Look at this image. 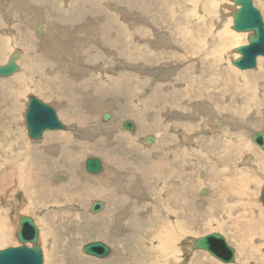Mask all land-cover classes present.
I'll return each mask as SVG.
<instances>
[{
	"label": "rangeland",
	"instance_id": "374dc122",
	"mask_svg": "<svg viewBox=\"0 0 264 264\" xmlns=\"http://www.w3.org/2000/svg\"><path fill=\"white\" fill-rule=\"evenodd\" d=\"M71 1L73 2V0H0V21H2L0 22V36L5 39L7 37L9 39V35H11V38L13 37V40L8 42L9 51L5 49L3 53L0 52V65L6 64L12 53H18L17 63L19 65V70L14 74L0 76V117L3 119L16 117L18 121L8 126L13 132L0 130V156H8L5 164H3L4 166L2 165L6 169L1 167L0 172L8 170V178L17 172H21V161L15 159V154L14 156L11 155L17 147H20V150L32 151V148L40 146L41 156L46 158L47 161L67 159L69 157L66 155H73L75 156L74 161H76L75 166L79 167V171L74 172V177L69 180L63 171L61 173L57 171L65 167L62 165V161L49 164L46 167V174L43 176L46 183L49 180V188L68 184L69 181L75 184L77 178H84L85 175L88 178L93 177L86 172L84 166L85 160L90 156L101 158L106 168L110 170L111 163L100 153L102 147L106 146L103 150L106 155L109 151H115L118 157H120L121 151L126 155L128 153V156H132L137 152L143 160L141 161L142 165L145 164V168L155 174L156 164L170 161L165 154V148L162 147V142L167 138L168 127H173L174 130H169V133L171 136L177 137L176 141L181 146L179 151H183L186 155L184 159H171V166L165 170L166 177L163 181H159L157 177H147L148 179L141 182L137 179L139 178L138 175L134 179H130L131 185H129V179L125 178L127 179L126 184L129 191L125 188L122 189L123 193H120L118 190L117 197L114 198L111 195L112 198L108 200L109 204L117 202L115 210L118 207L121 208L115 227L109 229V231L104 228L103 220H94L95 225L87 223L84 225L83 223L84 218H87V216L94 217L93 215L96 214V212L90 210L94 201L98 200L104 203V207L100 212L98 211L99 213L105 209L106 201L104 199H90L85 200L84 204H78L80 198H74L73 203L63 200L53 201L54 196L62 197L60 194L53 193L52 199L42 197V199L36 200V205L34 203L35 199L29 197L25 189L20 188L21 184L16 182L17 179H14L10 185L5 187L4 192L1 193L0 191V213L2 214L0 231L9 233V240L0 244V250L19 244L17 239L18 218L26 214V216L34 219L37 226H40L39 239L43 264H90L97 262H100L98 264H105L103 261L113 255L116 246H118L117 253L119 255L123 251L122 244L128 250L130 243L127 245L125 240L122 241L123 239L121 240L122 237H120L126 233L125 230L116 229L119 224L122 227L124 226L125 229H129L125 226L126 222H124L127 218V210L132 209L131 212L136 210L140 218L143 219L147 217L144 210L149 209L148 215L152 216V228L149 230L153 232L161 229L165 230V224L162 221L165 216L169 221L175 220L173 223L169 222V226L172 229L174 228L173 232L175 231L178 240L176 259L172 256L173 252L168 249L165 251L166 254L163 259L155 264H166V262L169 264H264V259L261 258V256H264V235L259 233L260 231L253 230L254 225L244 226V229L248 233L252 230L250 234L251 243L255 250L250 253L243 251L248 233L239 231L236 217L240 216V211L244 210L237 199L239 192L233 190L232 196L229 189L231 185L237 189L243 182L245 188L257 193L253 201L264 209V204L260 198L264 185V164H259L257 160V158H264V148H260L252 140V133L255 129L264 130V57L258 58L256 68L241 70L233 65L231 60L237 58L235 57V55H238L235 51L236 45L246 44L248 37H243L246 40L241 44L230 42L237 39L242 40V38L236 37V33H240V31L232 28L233 22L230 26L227 25L230 27L227 32L229 35L227 38L230 41H227L225 46L219 42L212 32L217 25H222L225 28L226 24L222 23L224 21L226 23L228 19L233 20V13L236 10L234 1L214 0L221 4L222 10L220 11L219 7L215 6L213 13H210L206 7L203 8L205 13L193 9L192 7L198 6V2L195 0H138L139 6L137 8L125 4V0H80L75 4H71ZM201 1L206 6V1ZM254 4L260 10L264 19V0H254ZM143 8L144 12L142 13ZM156 15L160 19H156ZM161 15L163 16L161 17ZM174 15L178 17L180 22L173 18ZM108 16L116 17V22L120 24L119 31H124V26L132 31L143 30L144 26H148L158 30L151 32L153 35L168 34L171 43L178 49H167V45L162 43L160 37H156L152 47L148 44L149 52L153 54L152 66L158 65L157 60H161L163 65L157 69H148L149 66L144 68L140 64L132 71H125L122 77L126 83L120 84V87L116 85L107 87L91 82L90 86L84 87V91H79V93L84 92V96L78 94L75 98L77 107L84 111L85 115L78 116L74 114L71 116L66 102L67 99L64 96L52 100L49 92L35 89L34 85L44 84L42 77H51L50 79L53 78L56 84L59 82L58 79L63 78L66 74L72 77L74 73L68 65L72 64V61L68 62L71 59H79V61L84 62L82 67L86 77L98 72L101 75L100 78L107 77L115 80L117 71L121 69L131 70L130 67L125 68L116 65L117 62L110 58L109 49L112 52L116 50L105 44L98 34V29L101 24L107 21ZM143 16H149L150 19L147 17L144 19ZM78 18L83 21L79 23ZM153 19H156V22H153ZM111 22L113 21L111 20ZM39 26L42 28L43 35H40L37 30ZM191 29L196 30L195 35L201 40V52H192L190 45L182 42L181 33ZM19 30H21L23 36L18 41L15 40V36ZM243 33L248 35L247 32ZM84 46L90 48L88 55L91 59L80 53L81 50L84 52ZM225 47L233 52L231 54L227 52L230 57L229 55L222 56V53L226 54ZM168 50H172L170 54L167 53ZM186 50L191 51L189 54L193 56H187ZM197 53L199 54L195 58ZM167 55L177 56L175 59L177 60L176 64L169 65L166 63ZM180 55H183L182 59ZM204 56L211 58V63L215 64L214 68H217L215 66L224 59L229 74H231L230 78L233 81H238L240 73H251L252 76L244 75L243 83H241L243 93L232 91L229 94L226 93L225 96V92L222 91L226 88L225 83L217 84V81L223 80L227 76L216 72L215 69L211 86L208 87L200 81L202 70L205 68L204 64L201 63L200 69L196 68L190 71V74L197 79L196 92L200 95L198 98L201 101H186L185 103L182 100L181 109L177 110L175 101L181 98L186 88V82L183 79L185 74L183 73L191 63L190 61H198L199 57ZM159 57L162 59H158ZM117 58L122 57L118 56ZM200 62H204L202 58H200ZM217 70L222 71L220 68H217ZM146 71L149 73L148 76L144 74ZM132 74L133 79L129 82L128 78H131ZM49 81L47 80L45 84ZM54 84H50V87ZM18 87L24 91L22 94L17 95V99H14L12 92ZM208 90L210 97H214L213 100L209 99ZM130 91H132V95L128 96L129 101L139 105L145 111V115L153 110L154 115L159 117L154 119L159 122L161 120L162 126L152 122H140L144 131L141 132L140 136H131V134L135 135L139 128L137 120L140 117V112L129 111L126 105L123 104V98L127 97L125 94ZM30 95H35L52 105L57 110L59 119L66 128L47 130L41 139H32L28 135L25 123V112ZM228 96L231 97L230 100L226 99ZM226 100L229 103L226 109L215 108L216 104L223 106ZM189 103H194V106ZM4 104L5 108H2ZM183 109L187 111H183ZM16 112L19 115L16 116ZM105 112L112 113V117L108 121H103ZM1 118L0 120H2ZM215 118L221 122L220 126L216 124ZM10 119H8L9 122ZM127 119L138 125L135 132L123 127V122ZM229 120H238L239 125L229 122ZM108 123H110L109 126H107ZM92 128H96V130H92ZM88 129L95 132L88 133ZM148 129L150 130L148 131ZM60 131L70 134L72 142H69L71 144L67 142L64 145L63 141L55 136L59 135ZM101 136H104L105 139L100 138ZM149 136L156 137L153 144V141L147 142ZM190 136L192 139H189ZM215 137L220 139L219 142L222 144L218 143ZM134 139H136L134 143L136 149L134 147L135 152H132V150H128V146ZM180 139L183 140L180 141ZM88 141L90 142V149L85 147V143ZM101 141L105 143L102 144ZM206 143L214 148H209ZM30 145H32V148ZM241 147L244 149V154L236 152ZM226 148L230 151L227 157L223 155L227 154ZM126 158L128 159L127 156ZM229 161L233 162L229 163ZM158 165H156V168L159 167ZM178 170L182 171L181 175L177 174ZM55 171L59 176L55 174ZM104 173L105 171L94 176L103 177ZM124 173L120 172L117 175L120 177ZM60 174L65 178L60 180ZM181 176L185 177V180L183 178L179 179ZM143 183L144 187L142 188ZM178 185H183V189H178L177 187H180ZM24 186L26 187V185ZM184 189H187V191ZM189 189L191 191H188ZM63 191L64 189L60 192ZM177 191L182 193L184 199L188 192L193 194L194 201H191L193 203L191 211L187 207L181 209L175 207ZM66 192L67 194L71 193L69 189ZM216 193H220V195L216 196ZM75 199H77V202ZM29 202H33L35 205L33 212H25L21 206L22 203ZM209 205L212 207V211L203 213V209ZM146 206H150V208ZM215 206H218L217 211ZM175 209L176 211L179 210L180 213H175ZM115 210H113L114 214L116 213ZM26 211L28 210L26 209ZM192 211L195 213V219H193ZM89 212L92 214L89 215ZM188 216L192 219L191 222L189 221L190 223H187ZM36 217L38 220H36ZM97 222L98 224H96ZM129 225H131V220ZM179 225L184 230L187 228L188 231H182L178 227ZM259 226L264 230V222H260ZM211 231L224 235L228 243L235 249L234 262L223 263L203 249L188 252L187 248L191 241L211 233ZM141 233L143 234V231ZM99 236H103L107 240L96 238ZM146 237H148L147 234ZM130 239L132 238L130 237ZM93 241H103L108 244L112 249L110 255L104 259L89 256L83 247ZM134 247L136 248V244L132 239L131 249L128 251L130 255L128 254L127 258L135 256ZM117 260L116 257L115 261ZM132 263L126 262L125 264Z\"/></svg>",
	"mask_w": 264,
	"mask_h": 264
},
{
	"label": "bare ground",
	"instance_id": "6f19581e",
	"mask_svg": "<svg viewBox=\"0 0 264 264\" xmlns=\"http://www.w3.org/2000/svg\"><path fill=\"white\" fill-rule=\"evenodd\" d=\"M79 1L80 0H75V1L73 0V2L71 1L72 2L71 4H75V3L79 2ZM195 1L198 2V6L199 7L197 6V7H192V8L197 10V11H199V12L205 13L203 8L206 7L210 13H213L215 6L219 7L220 11L222 10L221 4L219 2L214 1V0H205L206 1V6H204L203 1H201V0H195ZM125 4L130 5L133 8H137L139 6L138 0H125ZM141 11L143 13L144 12V8ZM162 16L163 15H161V17ZM145 17L150 19L149 16H143L144 19H145ZM173 18L175 20H177V22H180L178 17H176L175 15L173 16ZM217 18H218V15H217ZM156 19H160V17H157V15H156ZM156 19H153V22H156ZM111 20L113 22H111ZM82 21L83 20L81 18H78V22L79 23H81ZM0 22H2V21H0ZM232 22H233V20L230 21L228 19L226 21V23H225V21L222 23V24H226L225 28H223L222 25H217V27H215V30L212 31L213 35H215L218 38L219 42L222 45H224V46L226 45L227 41H230L227 38L229 36L227 32H228V29L230 27H228L227 25L230 26V24ZM119 29H120V24L116 22V17L112 18V17L108 16L107 17V21L105 23L101 24V27L98 29V34L100 35L102 41L105 44H107L108 46H110L111 48L116 50V51L112 52L108 48L110 53H111V57L110 58L114 59L115 62H117V64L116 63L115 64L119 65V66H123L125 68L130 67L131 70H127V69H123L122 70L121 69V70L117 71V75H116L115 80L107 78V77L106 78H100L101 75L98 74V72H95L94 74L90 75L89 77H86V74L84 72V68L82 67V66H84V62L79 61V59H71L68 62L72 61V64H68V65H69L70 69L74 73L72 75V77L69 74H66L63 78L58 79L59 82L57 84L53 81V78L50 79L51 77H42L43 80H44V82H43L44 84H41V85L39 83L35 84L34 85L35 89L45 90L46 92H49L50 96L52 97V100H56L57 98L64 96L67 99L66 102H67V105H68V108H69L70 115L73 116L74 114H76L78 116H84L85 113H84V111L80 110L77 107V105L75 103V98L78 96V94H79V96H82V97L84 96V92L79 93V91L80 90L84 91V87L85 86H87V85L90 86L91 82H96V83H99L100 85H104V86H107V87L111 86V85H114V86L116 85V86L120 87V84L126 83L125 79L122 77V75L125 73V71H132L133 68L137 67L140 64L142 66H144V68H148V66H149L148 69H151V68L157 69L159 66L163 65V62L161 60H157L158 65L157 66H152L151 60L153 58V54L149 52L148 44L152 47L156 37L157 38L160 37L162 43L164 45H167L166 46L167 49H176L177 48L175 45H173L171 43L168 34H161L160 36L151 34V32L158 31L157 29H154L152 27L144 26L143 30L132 31V30H129L126 26H124L123 30L125 32L124 31H119ZM131 32H133V33H131ZM195 33H196V30H194V29L185 30V31H183L181 33L182 42L185 43V44L190 45L191 50L194 53L200 51V49H201V40L199 38H197ZM7 34L9 35V32ZM43 34L44 33H42V35ZM236 34H237L236 37L242 38V40L239 41V39H237L235 41H230V42H233V43H236V44H241V42L246 40L243 37H246V36L248 37V35H249L248 32H247L248 35H246V33H243V32L236 33ZM10 36L11 35H9V39H8V37L5 39L4 37L0 36V52L1 53H3L5 51V49L8 50V45H9L8 42L10 40H13V37L11 38ZM22 36L23 35L21 34V30H19V32L15 36V40L17 39L19 41V39L22 38ZM237 47H238V45H236V48ZM228 49L229 48L225 47L224 51H225L226 54L224 55V53H222L223 57H226L227 55H229L227 52H230V54L233 53V52L230 51V49L228 51ZM83 50H84V52L81 50L80 53L82 55H84V54L87 55V58L91 59L90 55H88V52L90 51V48L88 46H84ZM171 51L168 50L167 53L170 54ZM185 52H186L187 56L188 55L190 57L193 56V55L189 54V52H191V51L186 50ZM199 53H197L195 55V58H196V56H198ZM12 55H14V53H12ZM118 56H121L123 59L122 58H120V59L117 58ZM180 56H181V59H182L183 55H180ZM229 57H230V55H229ZM235 57L238 58L239 57V53H238V55H235ZM259 57H261V56H259ZM176 58H177V56H173L172 57V56L167 55L166 63H168L169 65L176 64V61H177V60H175ZM200 58H202V60L204 62H200ZM231 58H232V56H231ZM158 59H162V58L159 57ZM190 62L191 63L189 64V66H187L188 68L186 67V70L183 73V74H185L183 79L186 82L185 83L186 84L185 93L181 96V98L179 100L175 101V104L177 106V110L181 109L183 101H185V103H186V101H188V102H193V101L200 102L201 101V99L198 98L200 95L196 92L197 79L195 78V76L190 74V71L192 69H196V68L200 69L201 68V66H200L201 63H203L204 66H205V68L202 70V73H201V78H200L201 82H204L208 87H210L211 83H212V76L215 73V69H216V72H218V73H220V74H222L224 76H227V77H224L223 80H218L217 81V84H224L225 83V87L226 88L222 89V91L225 92V96H226V93L229 94L232 91L243 93V87L241 86V83H243V78H244V75L246 73H240L238 81L231 80V78H230L231 74H229V70L227 69V66H226V64L224 62V59L222 61H220L215 66L217 68H220L222 70L221 72H219L217 70V68H214L215 64L211 63V58L210 57H206V56L199 57L198 61L194 60V61H190ZM162 68H164V67H162ZM144 74L146 76L149 75L148 71H146ZM246 75L252 76L251 73H247ZM125 76H128V75H125ZM128 79L130 80L129 82H131L132 79H133V74L131 75V78H128ZM47 80H50V81L47 84H45ZM246 81L249 82L250 80H246ZM50 84H54V85L52 87H50ZM121 89L123 90L124 88H121ZM23 91L24 90L19 88V87L16 90H13L12 94L14 95V99H17L18 98L17 95L18 94H22ZM208 94H209V90H208ZM118 95L120 96L119 93H118ZM125 95L127 96L126 98H123L124 95L121 96V97L124 99L123 104L126 105L127 110L140 112L139 119L138 120L136 119L137 122H138L139 128L137 127L138 130H137L136 134L135 135L131 134V136H133V137H136L138 135L140 136L141 132L144 131L141 128L140 122L141 123L152 122V123L158 124L159 126L160 125L162 126V124L160 123L161 120L159 122V121H156V119H154V118H159V117L154 115V111L153 110L149 114L145 115V111L142 110V108L139 105H135V104H133V103H131L129 101L128 96L132 95V91L128 92V94L126 93ZM232 97H234V96H232ZM213 98L214 97H210V94H209V99L213 100ZM227 98L230 100L231 97L228 96V97H226V99ZM216 100H217V98H216ZM189 104L194 106V103L193 104L189 103ZM227 106H229V103L226 100V102H225V104L223 106H219V105L216 104L215 108L216 109H220V108L226 109ZM2 108H5V104L2 105ZM183 111H187V110L183 109ZM61 114L63 115V113H61ZM17 115H19V114L16 112V116ZM182 115H183V113H182ZM1 119L3 121L0 120V130H6V131H9V132H13V130L9 129L8 126L10 124H12V123H17L18 122L16 117L15 118H11V119L10 118H6V119L1 118ZM8 119H10L11 121L9 122ZM214 120H216V118ZM222 122H223V120H222ZM229 122H234L235 124L237 123L239 125L238 120H235V121L234 120H229ZM183 124L185 125V123H183ZM109 125H110V123H108L107 126H109ZM138 125L136 124V126H138ZM92 130H96V128H92ZM92 130L88 129V133L95 132V131H92ZM149 130L150 129H148V131ZM169 130L171 131V130H174V129H173V127H168V129H167V138L164 139V142H162V145H163L162 147H163V149L165 148V150H166L165 154L169 157L170 161H168V162L164 161L163 163H160L159 165L156 164L159 167L156 168L157 166L155 165V174H152L148 168H145V166H144L145 164L142 165L141 161H143V160H142V158L140 156H138L137 152H136V154H134L132 156L130 154H129L130 156H128V153L126 155L125 153H123L121 151V153H120L121 159H119L120 157H118V155H117V153L115 151H113V152L109 151V152H107V155H106V152L103 151L106 146H103L101 151H100V153H102V155L111 163L112 167L110 168V170H108L106 168V166H105V170H104L105 171V173H104L105 175L103 177H95L94 175H92L93 177L88 178L85 175L84 178H80V179L77 178L76 179L77 182H75V184H73V183H71L69 181L68 184L57 185V187H59V188L53 190V192H56L57 194L62 195V197L58 198V197L54 196L53 197V201L54 200L55 201L56 200H63V201H68V202L73 203L74 198H80L81 200L79 199L80 203H78V204H84L87 200H90V199H102V200L104 199L106 201L105 209H103V211L101 213H99L100 211L96 212V214L93 215L94 217H91V216L88 217L87 216V218H84V220H83L84 222L83 223H84V225H85V223H87L89 225H95L93 223L94 220H97V219L98 220H103L104 228H106V230L109 231V229L115 227L116 220H118L117 218H118V216L120 215V212H121L120 211L121 208L118 207V209L115 210V207L117 206L116 205L117 202H114L113 204H109L108 200L112 198L111 195H113L114 198H116L117 194H118V190L120 191V193L121 192L123 193L122 189H125V188L128 189V191H129V187L126 184V180L127 179H129V185H131L130 179H134L138 175H139V178H137V179L141 180V182L144 179H148L147 177H157V178H159V181L160 180L163 181L164 178L166 177V175L164 174L165 170L170 168V166H171V159L172 160H178V158H183V159L185 158L186 153H184L183 151H179L181 146L176 141L177 137L171 136V134L169 133L170 132ZM255 130H258V129H255ZM58 134L59 135H55V136L59 137L63 141L64 145L67 144V142L68 143L72 142V137L70 136V134H67L65 131H63V132L60 131ZM185 136L189 137L188 135H185ZM214 136H217V135H214ZM100 138L105 139L104 136H101ZM189 139H192V137L190 136ZM215 139H216V141L218 143H221V142H219V141H221L220 139H217V137H215ZM155 140H156V137H154V142H155ZM182 140L180 139V141H182ZM135 141H136V139H134L133 141L130 142V144L128 146V150H132V152H135L134 151V147H135L134 143H135ZM231 141H232V139H231ZM154 142H152V144ZM156 142H158V141H156ZM101 143L104 144L105 142L101 141ZM30 147L32 148V145H30ZM85 147L87 149H90L89 148L90 147V142L89 141L85 143ZM208 147L209 148H214L212 145L211 146L208 145ZM197 148H198V145H197ZM123 149H125V148H123ZM135 149H136V147H135ZM40 150H41L40 146L32 148V151L20 150V147H17L16 150L14 151V153H12L11 155L14 156V154H15V159L17 161H21V166H20L21 172L19 173L20 184H21L20 188L25 189L26 194L29 197H31L32 199L37 198V200H38V199H42V197H44V198L50 200V199H52V193L48 190L49 180H48V183H46V179H45V177H43L46 174V167L49 164H55V163H57L59 161H62L63 162L62 165L65 166V167L63 169H59L57 171H60L58 173H61L63 171L64 174L66 175V178H68L69 180H70L71 177L72 178L74 177V172L79 171V167L75 166V162L76 161H74V157L75 156H73V155H66V156L69 157L67 159H56L54 161H47L46 158L41 156ZM207 150H208V148H207ZM210 150H212V149H210ZM225 150H226L227 154H223V155H226V157H227L229 155L230 151L227 148ZM233 152H235V150H233ZM236 152L244 154V149L242 147L238 148ZM125 155L128 157V159L126 158ZM7 157L8 156H6V155L5 156H0V168L4 166L3 164H5V161H6ZM230 158H232V157H230ZM249 160H250V158H249ZM257 160H258L259 164L260 163L264 164L263 163L264 162V158H261V159L257 158ZM147 161H148V159H147ZM230 161H229V163L233 162V161L232 162H230ZM250 163H252V162H250ZM38 164H42V165H38ZM3 168H5V167H3ZM64 170H66V171H64ZM7 172H8V170L0 172V183L6 181L7 179H9L8 176H7ZM42 172H43V175H42ZM120 172H125V173L122 176L119 177L117 174L120 173ZM181 173H182L181 170L177 171V174L181 175ZM227 173H232V172H227ZM55 174H57V172ZM57 175L59 176V174H57ZM16 176H17L16 174L14 175V177H13V175H11L10 178L14 179V178H16ZM231 176L233 178L232 174H231ZM62 178H65V176H61V174H60V180H62ZM125 178H127V179H125ZM181 178H183L185 180V177L181 176L179 179H181ZM54 180H56V179H54ZM54 180H52V181L54 182ZM7 185H9V184L3 185L2 189L0 188L1 193L5 191L4 189H5V187ZM24 185H26V187ZM189 185H190V182H189ZM178 186H180V187H177L178 189H183V185L182 186L178 185ZM245 186H247V185L245 184ZM143 187H144V183L142 184V188ZM62 189H64V191L61 193L60 191ZM68 189L71 191L70 194H67V192H66ZM229 189H230V192H231L230 194L231 195L233 193V190H235V192H239V195L237 196V199H238V202L241 204L242 209L244 210V211H240V216L236 217V221L238 222L239 231H241L242 233H248V231L244 229V226L254 225V229L253 230L260 231L259 233H262L264 235V230L259 226L260 222H264V209H262L258 205V203L255 204L254 201H253V198L254 197L256 198V194L257 193L253 192V191H250L248 188H245L243 182L237 187V189H235L233 187V185H231V188H229ZM184 190L187 191V189H184ZM188 191H191V190L189 189ZM215 195L218 196V195H220V193H216ZM188 200H190V201H188ZM75 201L77 202V199H75ZM191 201H194V197H193V194L191 192H188L186 194V206L189 208L190 211H191V208L193 206V203ZM34 203L36 204L35 201H34ZM200 204H202V203H200ZM103 205H104V203H103ZM150 205H152V204H150ZM21 206L24 208L25 212H30V211L35 209V207H34L35 205L33 204V202L32 203L29 202V203H26V204L22 203ZM146 207H148V206H146ZM148 208H150V206ZM216 208H218V206H215V210H216ZM26 209L28 211H26ZM113 210H115V212H116L115 214L113 213ZM131 210L132 209H130V210L128 209L127 210V212H128V213L126 212L127 213V218H126V221H124V222H126L125 226L127 228H129V229H125V227L124 226L122 227L120 224L116 227V229H121L122 231L125 230L126 233L123 232L124 234H122L120 237H122L121 238V240L123 239L122 241L125 240V243L127 245L130 243L128 245V250H127V247L124 244H122L121 248L123 249V251H122V254L119 255V253H117L118 252V248H117L118 246H116V249H115V252L113 253V255H111L109 258L106 257L107 259L105 261H103V263H105V264H125L126 262H129V263L133 262L135 264H155L156 262H160L163 259L164 255L166 254L165 251H167L168 249H170L173 252L172 256L176 259V255H177L176 253H178V248L176 247V245L178 244V240H177L176 234L174 233L175 231L173 232L174 228L172 229V227L169 226V222L173 223L175 220L174 221H169V219L167 217L164 216L163 219H162V216H161V219H162V221H164L166 229L165 230L161 229V230H158L157 232H153V231L149 230V229L152 228V225H151L152 216L148 215V210L149 209L148 210L147 209L144 210L146 212V214H147V217L143 218V219L140 218V215L136 212V210H135V212H133V211L131 212ZM35 211H37V210H35ZM211 211H212V207L210 205L203 209V213L211 212ZM191 213L193 214V219H195L196 218L195 213L193 211ZM90 214H92V213L89 212V215ZM1 216H2V214L0 213V218H1ZM169 218H171V217H169ZM36 220H38V218ZM130 220H131V225H129V221ZM189 221L191 222L192 219L189 218V216H188L187 217V223H190ZM43 224H44V222H43ZM96 224H98V222ZM38 227H40V226H38ZM178 227H180L182 229V231L184 230V228H182L180 225ZM91 229H93V228H91ZM137 230H138L139 233L137 232ZM186 230H187V228H186ZM186 230H184V231H186ZM98 231H100V230H98ZM112 231H113V229H112ZM141 231H143V234L141 233ZM211 233H212V231H211ZM251 233H252V230L248 233L247 238L245 239V243L246 244H245V246L243 248V251L245 250L247 253H250L251 251L255 250L252 247V243H251V235H250ZM8 234L9 233H6L4 231H0V244L6 243L9 240V235ZM146 234H147V236L149 238L146 237ZM130 237L133 239V241L136 244V248L134 247V252L135 251L136 252L134 253L135 254L134 257L129 256L127 258V255L129 254L128 251L131 249L130 246L132 244V239H130ZM96 238H100V239L102 238V239H106L107 240V238H103V236L102 237L99 236V237H96ZM193 241H191V243L189 244V246L187 248L188 252L192 251L191 247H192V242ZM118 242H119V240H118ZM115 255H116L117 259H118L117 261H115V258H116ZM261 258L264 259V256H261ZM98 263H100V262L90 263V264H98ZM166 264H169V263L166 262Z\"/></svg>",
	"mask_w": 264,
	"mask_h": 264
},
{
	"label": "water",
	"instance_id": "95a60500",
	"mask_svg": "<svg viewBox=\"0 0 264 264\" xmlns=\"http://www.w3.org/2000/svg\"><path fill=\"white\" fill-rule=\"evenodd\" d=\"M236 10L233 13L232 28L240 32H248V42L235 48L240 54L236 59H232L233 65L241 70L254 69L257 67L259 56L264 57V19L260 10L255 6L254 0H233ZM39 34L42 35V28L38 27ZM18 55L14 54L8 62L0 65V76H10L19 70L17 63ZM112 117L110 112L103 114V121H108ZM216 124L221 122L216 119ZM25 123L28 135L39 140L47 130H62L66 126L59 119L57 110L50 104L44 102L35 95H30L25 112ZM123 127L131 132L136 131L134 121L127 119L123 122ZM154 140L153 136L148 137V142ZM252 140L260 148H264V130H255ZM85 170L91 175H97L105 170L104 162L99 157L90 156L85 160ZM261 201L264 204V185L261 191ZM103 203L94 201L90 210L92 212L101 211ZM19 230L17 239L19 244L9 246L0 250V264H43V255L39 239V227L30 216L22 215L18 219ZM192 250L203 249L223 263H232L235 260V249L228 243L227 239L218 232H212L194 239ZM84 251L98 258H105L110 255L111 247L103 241H93L83 247Z\"/></svg>",
	"mask_w": 264,
	"mask_h": 264
},
{
	"label": "crops",
	"instance_id": "0c3cea01",
	"mask_svg": "<svg viewBox=\"0 0 264 264\" xmlns=\"http://www.w3.org/2000/svg\"><path fill=\"white\" fill-rule=\"evenodd\" d=\"M153 142H154V140H153ZM104 165H105V164H104ZM19 173H20V172H17V173H16L17 176H16V178H14V179H17L16 182H18V184H20V176H19ZM13 177H14V175H13ZM14 179H13V178H9V179H7L6 181L1 182V183H0V188L2 189V186L5 185V184H9V185H10V183L13 182ZM57 188H59V187H57V186H52L51 189L48 187V190H49L52 194H53V193L56 194V192H53V190H55V189H57ZM176 197H177V199H176L175 207H177L178 209H181L182 207H183V208L187 207V206H186V198L184 199L182 193H180L179 191H177ZM193 197H194V196H193ZM34 199H35V202H36L37 198H34ZM187 208H188V207H187ZM175 213H178V214H179L180 212H179V210L176 211V209H175Z\"/></svg>",
	"mask_w": 264,
	"mask_h": 264
}]
</instances>
